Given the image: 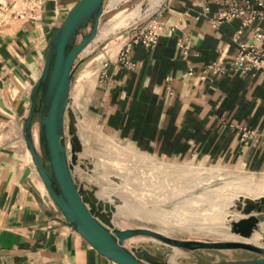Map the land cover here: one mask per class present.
Returning <instances> with one entry per match:
<instances>
[{
	"label": "crops",
	"instance_id": "1",
	"mask_svg": "<svg viewBox=\"0 0 264 264\" xmlns=\"http://www.w3.org/2000/svg\"><path fill=\"white\" fill-rule=\"evenodd\" d=\"M77 1L44 0L35 18L0 25V264H118L69 224L39 177L21 133L51 38ZM159 1H142L122 20L131 21ZM221 8L212 2L204 13L198 0H166L154 17L174 27L164 28L154 47L134 44L131 68L117 60L124 37L119 39L100 69L103 78L97 72L83 80L84 103L80 94L75 96L81 84L71 89L70 102L82 118L83 146L92 147V138L99 146L113 138L166 161H204L264 173V71L243 74L227 67L262 20L244 24L235 17L213 27L209 19ZM183 39L190 43L186 55L179 46ZM258 50L264 55V39ZM215 61L225 71H213L209 65ZM32 132L37 143V126ZM258 225L248 241L264 235V223ZM173 259L171 251L167 262Z\"/></svg>",
	"mask_w": 264,
	"mask_h": 264
},
{
	"label": "rangeland",
	"instance_id": "2",
	"mask_svg": "<svg viewBox=\"0 0 264 264\" xmlns=\"http://www.w3.org/2000/svg\"><path fill=\"white\" fill-rule=\"evenodd\" d=\"M4 1L0 0V3ZM110 1L104 0L97 35L78 55L71 71V89L76 90L81 84L79 93L77 95L76 92L73 93L72 97L80 94L79 100L82 103L83 89L85 90L83 80L91 79L93 75L99 73L108 59L110 50L119 39L128 31H139L156 15L166 0H160L156 6L142 15L135 16L129 22L123 21L122 17L136 10L144 0H119L113 6L110 5ZM152 11L154 12L150 16ZM89 29L90 26L86 25L83 28L84 33ZM80 38L81 35L78 39ZM69 104L73 109V102ZM76 116L79 117L78 134L83 135L79 124L82 118ZM39 119L37 112L32 127L37 126L38 131ZM74 123L73 118L69 119L71 138L77 152L74 164L77 163L78 157H81L80 165L74 166V175L95 185L98 194L114 204L117 227H146L182 240L245 239L232 230L230 220L236 216L237 211L228 209L232 208L240 194L251 197L264 195V173L240 172L234 170L236 167L204 161H166L113 138L105 139L100 146L92 138L89 141L92 147L82 146ZM65 142L69 145L68 140ZM35 145L40 158L48 165V159L41 149L40 138ZM82 148L83 152L78 156ZM111 193L116 194L117 199L121 201L120 205L111 200ZM237 204L242 205L241 201H237ZM153 241L159 243L161 240L141 234L135 235L133 239H125L124 243L128 247L142 242L143 247L146 243L157 245L155 242L153 244ZM258 244L264 245L261 240ZM171 249L174 252V259L166 264H204L210 261L240 260L259 256L258 252L245 247L226 249L173 246Z\"/></svg>",
	"mask_w": 264,
	"mask_h": 264
},
{
	"label": "water",
	"instance_id": "3",
	"mask_svg": "<svg viewBox=\"0 0 264 264\" xmlns=\"http://www.w3.org/2000/svg\"><path fill=\"white\" fill-rule=\"evenodd\" d=\"M103 5L104 0H78L70 8L51 38L41 75L30 90V107L22 123L21 133L48 194L62 209L69 224L101 254L118 264H166L173 246L245 247L258 252L259 256L204 264H264V247L250 242L182 240L146 227L119 228L112 222L114 206L96 196L95 185L88 187L73 174L75 145L71 138L69 120L66 130L71 135L68 141L73 154L70 158L65 142V114L69 102L71 71L80 52L97 34ZM86 25L90 29L84 33L83 28ZM40 84H45V89L39 115V138L46 148L50 171L40 158L32 132V118ZM239 209L244 212L264 210V197L246 200ZM263 217L250 215L233 221L232 230L248 237L256 227L258 219ZM141 234L154 236L161 241L155 246L147 243L144 247L141 244L130 247L125 245V239Z\"/></svg>",
	"mask_w": 264,
	"mask_h": 264
},
{
	"label": "built area",
	"instance_id": "4",
	"mask_svg": "<svg viewBox=\"0 0 264 264\" xmlns=\"http://www.w3.org/2000/svg\"><path fill=\"white\" fill-rule=\"evenodd\" d=\"M203 5V12L206 13L210 9L212 2L222 6L216 17L210 20L214 27L223 21H229L235 17H242L243 23L248 24L256 18L262 20V25L254 28L252 33V41L242 42L239 45V51L236 56L228 62L230 68L239 70L245 74L250 69H261L264 71V55L258 50V42L264 39V3L262 0H198ZM44 0H6L0 3V25L7 19L18 18H35L38 11L42 8ZM173 28L174 25L157 20L153 17L139 31H130L126 41L123 43L117 52V60L122 65L131 68L134 63L129 59V52L134 44L141 43L146 47H154L157 44L158 37L161 31L166 28ZM241 30L237 31L235 40ZM179 46L182 48L184 55L187 54L190 43L188 39L179 41ZM108 64V59L103 66ZM209 67L215 71H225L221 66L220 61L212 62ZM191 73V69H189ZM99 80L104 76V71L99 73ZM248 132V131H246ZM246 132L243 133L245 136Z\"/></svg>",
	"mask_w": 264,
	"mask_h": 264
},
{
	"label": "bare ground",
	"instance_id": "5",
	"mask_svg": "<svg viewBox=\"0 0 264 264\" xmlns=\"http://www.w3.org/2000/svg\"><path fill=\"white\" fill-rule=\"evenodd\" d=\"M6 1V0H5ZM4 1V2H5ZM4 2H2V3H4ZM151 2V1H150ZM0 14H1V11H0ZM130 33V31H128L127 32V34H125V36H124V38H123V42H122V45H123V43L126 41V39H127V37H128V34ZM97 35V34H96ZM95 35V36H96ZM79 37V36H78ZM95 38V37H94ZM93 38V39H94ZM93 39L85 46V48L93 41ZM121 45V46H122ZM84 48V49H85ZM121 48V47H120ZM83 49V50H84ZM82 50V51H83ZM81 51V52H82ZM80 52V53H81ZM70 95H71V83H70V90H69V102H70ZM69 102H68V105H67V108H66V114H65V135H66V140H69V138L71 137V135L69 134V133H66V129H67V122H68V120L69 119H71V118H73L74 119V121H75V126H76V134L78 135V137H79V134H78V126H77V117H76V115H75V112L73 111V109H72V107L70 106V104H69ZM38 139H39V131H38ZM79 139H80V137H79ZM82 146H83V144H82ZM29 151V150H28ZM83 152V148H82V150L81 151H79L78 152V156H79V154L80 153H82ZM30 153V152H29ZM73 153L71 152V150H70V148H69V145H68V143H67V155H68V157L70 158V156L72 155ZM75 154H77V152L75 151ZM31 155V154H30ZM32 158V157H31ZM79 158L80 157H78V160H77V163L76 164H74V166H76L77 164L78 165H80V163H79ZM74 166H73V174H74ZM85 168V167H84ZM87 169V168H86ZM81 171H83L82 169H80ZM109 175H110V173H109ZM88 187H90V186H88ZM103 188H105L104 186H103ZM109 193V192H108ZM236 193V192H235ZM95 194H96V196L98 197V198H100V199H103L104 201H109L107 198H103V197H101L99 194H98V190L96 189L95 190ZM260 197H264V195H258V196H255V197H251V196H247V195H245V196H243L242 194H240L239 196H238V199L232 204V208L231 209H228L229 211H233V210H235V211H237V213H236V216L235 217H233L231 220H230V225L232 226V222L233 221H237V220H239V219H241V218H245V217H248V216H250V215H254V216H260V215H263L264 216V210L263 209H261V210H256V209H253V210H251L250 212H244L242 209H239V207H241L244 203H245V200H242V198H249V199H259ZM111 200H113V201H116L117 203H119V205L121 204V201L120 200H118L117 199V196H116V194H113V193H111ZM237 201H241V203H242V205H240V206H238V204H237ZM113 206H114V204L111 202V201H109ZM125 204V203H124ZM125 207V206H124ZM114 212H115V206H114V211H113V213H112V222H113V224L115 225V226H118L117 224H116V222H115V218H114ZM238 213H240V214H238ZM259 223H264V217L263 218H259L258 219V222H257V225H256V227L254 228V230H253V232L251 233V235L256 231V230H258V227H259ZM239 234V233H238ZM240 235V234H239ZM251 235L250 236H248V237H244V236H242V235H240V236H242L243 238H245V239H231V240H239V241H245V242H250V243H252V244H254V245H258V246H262V247H264V245H259L258 243L260 242V240L261 241H263V243H264V235L262 236V237H258L257 238V240H256V242H252V241H248L249 240V238L251 237ZM134 237V236H133ZM133 237H130L129 239H132ZM128 239V238H127ZM216 241H230V240H216ZM226 249H230V248H226Z\"/></svg>",
	"mask_w": 264,
	"mask_h": 264
},
{
	"label": "trees",
	"instance_id": "6",
	"mask_svg": "<svg viewBox=\"0 0 264 264\" xmlns=\"http://www.w3.org/2000/svg\"><path fill=\"white\" fill-rule=\"evenodd\" d=\"M51 65H52V61H51ZM44 89H45V84H40L39 85V88H38V94H37V104H36V107L34 109V113H33V118L35 116V114L37 112H39V115H40V109H41V106H42V101H43V97H44ZM33 118H32V123H33ZM40 145H41V149L43 151V154L46 156L47 158V154H46V148L45 146L42 144L41 142V139H40ZM41 160L47 165V163L45 162L44 159L41 158ZM47 169L49 170V166L47 165ZM50 171V170H49ZM51 175V173H50ZM52 176V175H51Z\"/></svg>",
	"mask_w": 264,
	"mask_h": 264
}]
</instances>
